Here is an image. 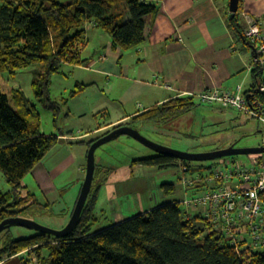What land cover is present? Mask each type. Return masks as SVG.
I'll return each mask as SVG.
<instances>
[{"label": "trees", "instance_id": "obj_1", "mask_svg": "<svg viewBox=\"0 0 264 264\" xmlns=\"http://www.w3.org/2000/svg\"><path fill=\"white\" fill-rule=\"evenodd\" d=\"M159 2L0 0V171L10 186L6 192H0V222L7 217L21 216L32 208H50L49 203L41 204L31 192L20 194L23 188L21 181L58 143L57 135L40 132V114L36 105L20 88L13 87L3 73L13 78L17 69L40 63L32 89L38 102L57 118L61 104L50 98V77L58 72L63 62L82 64L87 61L80 52L84 45L85 25L92 23L106 32L113 48L133 49L150 34L151 19L159 12ZM240 2L234 14L226 7V23L236 42L253 49L243 35ZM252 76L254 85L244 93L248 100L260 95L258 85L263 77V69L253 67ZM86 87L76 84L69 97ZM67 99L63 97L62 103L65 104ZM195 105L193 95L177 96L111 129L131 125L130 121L163 122L176 119L190 112ZM99 136L82 142L89 147ZM224 159H215L206 165L203 163L205 161H186L154 152L134 159L132 163L158 169L178 166L182 176L195 173V178H189L192 181L190 185L204 191L209 187L204 178L211 176L213 167ZM99 171L101 168L95 164L93 181ZM92 186L93 182L90 192ZM161 186L165 194L175 192L173 183H162ZM91 196L90 199L87 197L76 228L66 237L30 230L29 234L12 238L1 236L9 228L2 231L0 260L26 252V262L29 264H264V247L238 255L222 231L214 230L200 211L191 213L190 210H183L178 200L162 203L93 232L97 197L96 194Z\"/></svg>", "mask_w": 264, "mask_h": 264}, {"label": "crops", "instance_id": "obj_2", "mask_svg": "<svg viewBox=\"0 0 264 264\" xmlns=\"http://www.w3.org/2000/svg\"><path fill=\"white\" fill-rule=\"evenodd\" d=\"M227 5L228 0H160L147 39L129 50L113 48L110 37L87 23L80 51L87 61L61 63L49 83L58 91L87 85L66 101L69 121H82L69 124L66 132L39 128L42 134L57 135L58 143L32 169L45 162L44 170L54 180L72 167L79 178L86 153L83 160L84 154L73 151L71 141L83 143L177 96L213 88L234 93L237 86L243 94L250 91L253 49L236 42L226 23ZM240 5L241 11L264 23V0H241ZM89 32L96 35L93 43ZM45 183L50 184L46 179ZM51 188L47 193L53 192ZM26 257V252L4 257L0 264H29Z\"/></svg>", "mask_w": 264, "mask_h": 264}, {"label": "rangeland", "instance_id": "obj_3", "mask_svg": "<svg viewBox=\"0 0 264 264\" xmlns=\"http://www.w3.org/2000/svg\"><path fill=\"white\" fill-rule=\"evenodd\" d=\"M58 1L60 3L73 2V0ZM224 1L227 2V0ZM99 32L109 37L103 30H99ZM89 34L90 43H93L96 40V35L91 32ZM40 67L41 64L36 63L26 68L17 69L13 78L6 72L3 74L13 87L20 88L30 102L36 105L40 114V129L43 132H66L69 124L76 125L82 121L80 119L69 121L68 107L66 103H62V98H69V93L75 88V85L64 91L52 90L49 85L50 98L61 104V111L55 118L49 109L38 102L32 89V81ZM194 101L196 102L194 108L176 119L148 123L130 121V124L153 142L187 152H205L226 148L231 144L236 147H253L261 144L260 126L255 118L223 107L217 102H201L195 96ZM70 146L73 147V151L79 150L83 153V160L85 159L88 149L86 143L71 141ZM153 153V150L127 135H120L96 149L95 164L98 163L101 171L96 175L90 192L96 194L97 197L93 232L171 200H178L183 210L188 208L187 210H190L191 213L199 212L195 204L186 206L184 201L200 196L203 188L197 190L194 185L183 183L180 167L158 169L154 166L133 165L134 159ZM232 157L238 162L242 161L249 165L257 155H235ZM229 158L231 157L228 156L225 159ZM212 161L203 163L207 165ZM44 166L46 167L45 162H41L37 169L33 170V168L22 179L21 184H25L26 187L21 188L20 194L32 192L38 202L49 203L50 208H32L23 212L21 217L34 220L49 228L60 229L70 218L85 176V168L79 178H76L77 171L70 167L53 180L48 177ZM194 174L187 173L186 175L191 179L195 176ZM45 179L49 181V185L45 183ZM97 183H100V186H97ZM162 183H173L175 192L165 194L161 186ZM50 186L53 187L51 188L53 192L47 193ZM9 188L5 175L0 171V192H6ZM91 194L88 196L89 199L92 197ZM29 233L30 230L26 228L12 226L1 236L16 238Z\"/></svg>", "mask_w": 264, "mask_h": 264}, {"label": "built area", "instance_id": "obj_4", "mask_svg": "<svg viewBox=\"0 0 264 264\" xmlns=\"http://www.w3.org/2000/svg\"><path fill=\"white\" fill-rule=\"evenodd\" d=\"M243 35L252 44L250 66L263 69L258 85L259 97L247 96L237 86L236 92L205 89L194 96L201 102H217L223 107L234 109L259 122L261 144L264 147V23L240 12ZM249 165L234 158L224 159L213 167L212 175L205 177L209 186L202 194L184 204H195L201 214L213 225L214 230L223 232L238 255L264 247V151ZM182 182L191 180L182 176ZM188 209V208H186Z\"/></svg>", "mask_w": 264, "mask_h": 264}, {"label": "water", "instance_id": "obj_5", "mask_svg": "<svg viewBox=\"0 0 264 264\" xmlns=\"http://www.w3.org/2000/svg\"><path fill=\"white\" fill-rule=\"evenodd\" d=\"M238 7L239 0H228V9L230 13H236L238 11ZM120 135H127L137 140L157 154H163L186 161H212L219 158H226L228 156L260 154L264 151L263 146L236 147L234 144H231L226 148L214 149L205 152H187L153 142L147 137L143 136L138 131V129L129 124L120 125L111 129L109 132L99 136L89 145L86 152L85 176L70 218L63 227H61L60 229H53L28 218H24L21 216H11L3 219L0 222V233L12 226H18L26 228L28 230H35L38 232L51 234L56 237H66L67 235H69L76 228L80 220L83 208L86 204L87 197L91 189L95 172L96 149L102 144L116 139Z\"/></svg>", "mask_w": 264, "mask_h": 264}, {"label": "bare ground", "instance_id": "obj_6", "mask_svg": "<svg viewBox=\"0 0 264 264\" xmlns=\"http://www.w3.org/2000/svg\"><path fill=\"white\" fill-rule=\"evenodd\" d=\"M140 104V103H139ZM139 108H141V106H139ZM148 123V122H147ZM163 137V136H162ZM165 139V138H164ZM166 139H167V137H166ZM170 140V139H169ZM219 162V161H218ZM98 163H96V165H97ZM195 178V177H194ZM179 202V201H178ZM192 216V215H191ZM227 242V241H226ZM233 246V245H232Z\"/></svg>", "mask_w": 264, "mask_h": 264}]
</instances>
